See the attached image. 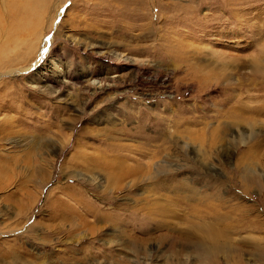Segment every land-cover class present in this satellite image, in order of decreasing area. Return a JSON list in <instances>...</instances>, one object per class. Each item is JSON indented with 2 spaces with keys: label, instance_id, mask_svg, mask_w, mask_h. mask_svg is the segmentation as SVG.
I'll return each mask as SVG.
<instances>
[{
  "label": "rangeland",
  "instance_id": "obj_1",
  "mask_svg": "<svg viewBox=\"0 0 264 264\" xmlns=\"http://www.w3.org/2000/svg\"><path fill=\"white\" fill-rule=\"evenodd\" d=\"M227 1L0 0V264H264V1Z\"/></svg>",
  "mask_w": 264,
  "mask_h": 264
},
{
  "label": "bare ground",
  "instance_id": "obj_2",
  "mask_svg": "<svg viewBox=\"0 0 264 264\" xmlns=\"http://www.w3.org/2000/svg\"><path fill=\"white\" fill-rule=\"evenodd\" d=\"M39 1V0H37ZM244 0H240V2L242 3ZM261 0H246L245 3L243 4H249V5H254V4H258ZM264 1V0H262ZM232 0H228L226 2V5L231 3ZM9 3V2H8ZM20 3V2H19ZM42 5V4H41ZM260 5H263L264 8V2L261 3ZM7 6V5H6ZM259 6V4H258ZM3 7V6H2ZM16 7H13L12 5H9V8L7 11H4L0 9V47L5 48V46L7 45V42H13V39H17L16 36L18 34H20V30L25 28L26 24H24L23 20H25V18L31 17L33 16L30 12L25 11V13L23 14V16L21 17V13H19L16 9ZM26 9V8H25ZM41 9V8H39ZM236 15V14H235ZM29 19V18H28ZM34 19V18H33ZM9 21V22H8ZM23 21V22H22ZM29 21V20H28ZM35 29V28H34ZM28 30V29H27ZM25 31V30H24ZM30 31V30H29ZM24 34V33H23ZM33 34V32H32ZM27 35V34H26ZM25 35H22V37ZM18 37H20L18 35ZM21 38V37H20ZM19 38V39H20ZM18 40V39H17ZM16 42V41H15ZM259 71V70H258ZM263 74V73H262ZM2 172V171H1ZM1 176V175H0Z\"/></svg>",
  "mask_w": 264,
  "mask_h": 264
}]
</instances>
